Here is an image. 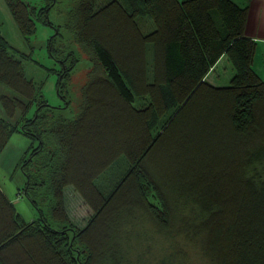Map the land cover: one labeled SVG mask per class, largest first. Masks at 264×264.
I'll list each match as a JSON object with an SVG mask.
<instances>
[{
  "label": "trees",
  "instance_id": "1",
  "mask_svg": "<svg viewBox=\"0 0 264 264\" xmlns=\"http://www.w3.org/2000/svg\"><path fill=\"white\" fill-rule=\"evenodd\" d=\"M56 1L4 0L25 39L38 22L53 28L62 102L45 98L0 30V152L14 131L39 139L32 154L50 197L47 213L26 221L0 188V264H123L139 213L195 238L214 264H264V177L249 174L264 160V79L252 66L247 6L73 0L61 32L49 19ZM73 44L90 66L80 108L66 117L56 113L70 104L62 82L78 59ZM222 54L234 72L217 85L206 74ZM66 185L92 210L82 225L69 216Z\"/></svg>",
  "mask_w": 264,
  "mask_h": 264
},
{
  "label": "rangeland",
  "instance_id": "2",
  "mask_svg": "<svg viewBox=\"0 0 264 264\" xmlns=\"http://www.w3.org/2000/svg\"><path fill=\"white\" fill-rule=\"evenodd\" d=\"M72 3L73 0H57L49 10V19L61 25L59 26L61 32L65 30V22ZM0 30L13 49L25 55L26 74L42 84L45 98L52 104L62 102L56 91L54 74L59 62L49 55L47 49V38L53 32V28L38 22L35 34L29 40L25 39L11 18L4 0H0ZM57 36V44L65 47L63 35ZM72 49L78 59L69 76L62 82V90L69 97L70 104L56 113L66 117L74 116L80 108V90L86 81L87 69L90 66L89 60L78 46L73 44ZM231 71L234 72V68L225 56L217 65L216 77L219 76L220 81L229 82L227 79ZM3 88L0 84V90ZM38 143L39 139L14 131L0 152V187L11 198L17 211L26 221L39 217V208L47 213L50 205L45 171L39 165L42 156L39 153L32 154ZM22 163L24 170L30 173L29 187L26 186L27 175L21 168ZM249 174L256 179L263 178L264 160L254 163L249 168ZM64 196L70 218L77 225H82L91 214V208L72 185L64 187ZM30 197L34 198L36 204ZM185 210L188 211V208ZM189 212L192 215V212ZM127 225L132 230V236L126 245L128 254L123 264H214L204 254L201 244L195 238L178 231H174L173 234L158 231L143 213L132 217Z\"/></svg>",
  "mask_w": 264,
  "mask_h": 264
},
{
  "label": "crops",
  "instance_id": "3",
  "mask_svg": "<svg viewBox=\"0 0 264 264\" xmlns=\"http://www.w3.org/2000/svg\"><path fill=\"white\" fill-rule=\"evenodd\" d=\"M235 1L240 5L247 6L245 34L250 38H252L255 42V51L253 55L252 66L254 70L264 79V0H235ZM225 56L226 54H222L219 57V59L214 63V65L210 67L209 71L206 74V78L214 84L219 85V84H225L227 82V81L225 82L220 81L221 79L219 76L216 77L218 75L217 65L219 61L223 59V57ZM232 74L233 72L229 73L227 80L230 79ZM0 115H2L1 111H0ZM5 195L9 198V196L6 193ZM9 200L12 201L11 198H9Z\"/></svg>",
  "mask_w": 264,
  "mask_h": 264
}]
</instances>
